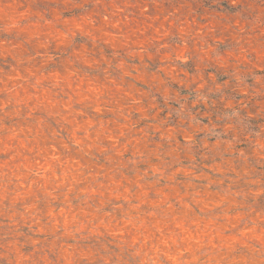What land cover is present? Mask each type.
I'll return each mask as SVG.
<instances>
[{
    "label": "clouds",
    "instance_id": "clouds-1",
    "mask_svg": "<svg viewBox=\"0 0 264 264\" xmlns=\"http://www.w3.org/2000/svg\"><path fill=\"white\" fill-rule=\"evenodd\" d=\"M0 264H264V0H0Z\"/></svg>",
    "mask_w": 264,
    "mask_h": 264
}]
</instances>
